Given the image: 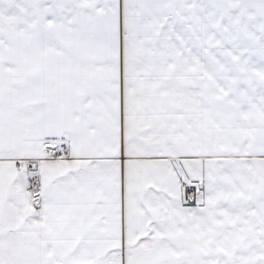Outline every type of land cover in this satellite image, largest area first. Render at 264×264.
<instances>
[{
  "label": "snow or ice",
  "instance_id": "snow-or-ice-1",
  "mask_svg": "<svg viewBox=\"0 0 264 264\" xmlns=\"http://www.w3.org/2000/svg\"><path fill=\"white\" fill-rule=\"evenodd\" d=\"M0 264H264V0H0Z\"/></svg>",
  "mask_w": 264,
  "mask_h": 264
}]
</instances>
